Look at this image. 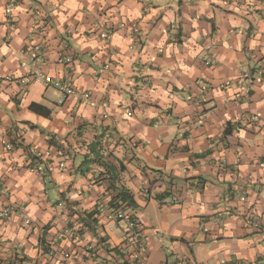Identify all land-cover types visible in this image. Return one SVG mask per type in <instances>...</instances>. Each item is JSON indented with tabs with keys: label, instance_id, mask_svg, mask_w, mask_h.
<instances>
[{
	"label": "clouds",
	"instance_id": "obj_1",
	"mask_svg": "<svg viewBox=\"0 0 264 264\" xmlns=\"http://www.w3.org/2000/svg\"><path fill=\"white\" fill-rule=\"evenodd\" d=\"M0 264H264V0H0Z\"/></svg>",
	"mask_w": 264,
	"mask_h": 264
}]
</instances>
